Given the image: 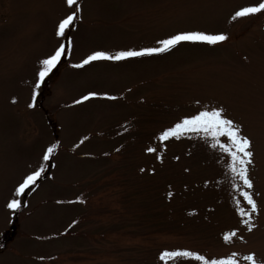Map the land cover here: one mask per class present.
I'll return each instance as SVG.
<instances>
[{"label": "rangeland", "instance_id": "rangeland-1", "mask_svg": "<svg viewBox=\"0 0 264 264\" xmlns=\"http://www.w3.org/2000/svg\"><path fill=\"white\" fill-rule=\"evenodd\" d=\"M256 2L78 0V17L58 37V20L72 10L65 0H0V264H138L164 245L264 258V10L231 19ZM178 30L227 39L73 66L93 50L153 46ZM69 42L36 87L39 60ZM89 91L116 99L72 103ZM197 100L222 105L252 141L251 231L235 211L234 197L248 206L231 187L226 154L199 137L169 140L164 151L153 139ZM55 141L44 173L16 197L17 182ZM13 198L20 206L9 209Z\"/></svg>", "mask_w": 264, "mask_h": 264}, {"label": "snow or ice", "instance_id": "snow-or-ice-1", "mask_svg": "<svg viewBox=\"0 0 264 264\" xmlns=\"http://www.w3.org/2000/svg\"><path fill=\"white\" fill-rule=\"evenodd\" d=\"M65 3L72 10L58 20L55 28V35L58 37L64 36L65 30L69 28L81 11V5L78 3V0H65ZM262 10H264V0H258V2L254 4L239 7L233 12L231 19L256 14ZM226 39V34L222 31L178 30L156 40L153 46L138 48L127 47L115 51L104 49L93 50L73 66L82 68L94 61H127L132 58L165 53L182 43L215 45ZM67 47H70V42L69 45L59 43L53 50L39 60L40 67L35 73L36 87H39L41 81L54 67H56L62 55L65 54ZM32 94L35 96V87L32 90ZM96 96L116 99V97L110 96L106 92L98 93L89 91L81 95L79 99L73 100L72 103L79 104ZM12 99L15 101L16 98L13 97ZM195 103L197 105L196 110L178 115L173 121L158 129L153 139L159 143L160 151H164L167 147L166 142L169 140L199 137L205 140L209 147L219 149L226 154L227 160L225 167L232 177L233 182L231 187L240 192V195L248 206L247 208L242 207L241 201L234 197L233 199L236 204L235 211L241 217V224L245 225L247 229L251 231L255 226L252 222L253 214L258 211L257 202L253 198V193L251 191L253 188V181L249 174V167L253 164L254 155L251 150L252 141L249 136L243 133L242 125L226 114L222 105H201L198 100ZM28 106L32 107L31 104ZM58 146L59 141H55L50 143L43 150L41 161L38 166L30 169L22 176L20 181L17 182L14 189L16 197H19L21 193L29 188L30 185H33L37 181V178L44 173V169L47 167L45 162L49 161L52 154L58 149ZM144 151L156 154V160L162 161V156L157 152V148L148 146ZM141 171H144V169L142 168ZM149 171H154V169H149ZM207 183L208 181H205V184ZM167 195L171 197L173 193L169 191ZM75 200L81 201V197L76 196ZM20 203L21 201L19 199L13 198L7 203V207L9 209H15L20 206ZM75 223L76 221L73 220L72 224ZM71 226L70 224L69 227ZM236 234V229L225 231L223 233V240L229 243ZM240 239H243V237H240ZM178 258L192 259L198 262V264H240L241 259L245 264H264V258H258L254 251H249L242 257L238 252H229L216 256L202 254L200 251L190 250L188 248H175L172 250L165 248L158 253V260L164 262V264H167L171 259Z\"/></svg>", "mask_w": 264, "mask_h": 264}, {"label": "trees", "instance_id": "trees-1", "mask_svg": "<svg viewBox=\"0 0 264 264\" xmlns=\"http://www.w3.org/2000/svg\"><path fill=\"white\" fill-rule=\"evenodd\" d=\"M218 180H219V183H222L225 180V178L222 177V175L220 174ZM195 212L196 211H193L191 209L186 211V213H190V214H192V213L194 214ZM165 248H167L169 250H172V249H175V248H188V247H186V246L185 247H182V246L170 247V246H165V245L164 246H159L156 250H154V255H153L152 258L147 259L149 256L145 257V258H141L139 260L138 264H164V262H161V261L158 260V253H159L160 250H163ZM188 249L192 250L191 248H188ZM147 250L150 251V249H147ZM148 251H146V252H148ZM167 264H198V262H196V261H194L192 259L178 258V259L169 260L167 262Z\"/></svg>", "mask_w": 264, "mask_h": 264}]
</instances>
